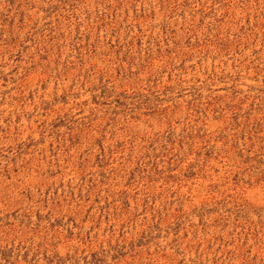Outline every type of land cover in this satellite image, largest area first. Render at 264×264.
<instances>
[{"label": "rangeland", "instance_id": "374dc122", "mask_svg": "<svg viewBox=\"0 0 264 264\" xmlns=\"http://www.w3.org/2000/svg\"><path fill=\"white\" fill-rule=\"evenodd\" d=\"M0 264H264V0H0Z\"/></svg>", "mask_w": 264, "mask_h": 264}]
</instances>
